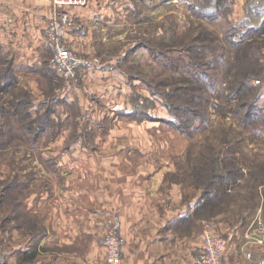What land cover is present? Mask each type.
Returning <instances> with one entry per match:
<instances>
[{"label": "rangeland", "instance_id": "1", "mask_svg": "<svg viewBox=\"0 0 264 264\" xmlns=\"http://www.w3.org/2000/svg\"><path fill=\"white\" fill-rule=\"evenodd\" d=\"M128 1L73 12L86 64L72 78L45 41L51 2L41 43L0 58V264H107L109 236L123 264L124 213L140 203L191 206L174 231L191 236V263L206 231L226 240L228 264L264 259L246 244L264 222L261 18L232 17V0Z\"/></svg>", "mask_w": 264, "mask_h": 264}, {"label": "crops", "instance_id": "2", "mask_svg": "<svg viewBox=\"0 0 264 264\" xmlns=\"http://www.w3.org/2000/svg\"><path fill=\"white\" fill-rule=\"evenodd\" d=\"M246 1L248 0H232L234 6L232 17L244 16L246 10L242 5ZM261 1L264 6V0ZM50 2V0H0V58L6 57L7 63L10 60L13 64L16 50L21 55L25 52L29 54L31 49H35V46L41 43L42 30L46 26L50 11ZM124 2L128 4L129 1L124 0ZM165 2L169 4V0ZM189 2L190 0H182L184 4L190 5ZM82 7H70L68 10L72 15ZM80 18L87 21L82 16ZM66 38L73 46H77L78 37L72 32H67ZM140 205L142 206L140 208L137 205L135 208L131 205L129 215L124 213L125 220L121 230L126 241L123 264H193L191 263V236L174 232L176 222L180 223L189 219L191 206H183L181 210L175 211L172 207L169 208V205L165 208L160 207L162 204L159 207L154 206L153 203H140ZM196 241L193 240V244L200 249L203 235ZM132 242L134 246L131 245ZM230 255V247L226 244L227 263Z\"/></svg>", "mask_w": 264, "mask_h": 264}, {"label": "built area", "instance_id": "3", "mask_svg": "<svg viewBox=\"0 0 264 264\" xmlns=\"http://www.w3.org/2000/svg\"><path fill=\"white\" fill-rule=\"evenodd\" d=\"M52 14L49 28L46 33V44L53 52V65L57 72L66 78L75 76L78 69L86 64V61L77 56L71 49V42L66 38L67 32H73L77 37L86 34L85 27L77 24L68 8L85 6L88 0H50ZM246 244L257 247L264 246V222L258 220L246 234ZM226 240L220 236L206 231L203 234V243L199 249L193 264H228L225 257ZM108 247L107 264H121L119 249L114 239L109 236L106 239ZM247 259H252L250 251L244 252ZM255 264H264V259H258Z\"/></svg>", "mask_w": 264, "mask_h": 264}, {"label": "trees", "instance_id": "4", "mask_svg": "<svg viewBox=\"0 0 264 264\" xmlns=\"http://www.w3.org/2000/svg\"><path fill=\"white\" fill-rule=\"evenodd\" d=\"M219 2H222L223 0H218ZM224 2V1H223ZM250 12H253L254 14H252V17H259L261 18V24L264 25V6H252V1L249 2L248 7L246 9V13L248 16H250ZM248 18V17H247ZM250 19V18H249ZM238 45H241L238 43ZM240 55L242 57H251V59H255L256 57H258L257 53L252 54L250 51H248V49L246 48H240ZM255 60H253V65L251 66V70H253L255 68ZM246 78H248V72L247 73H243L241 78L239 79V81L237 82V86H236V91L237 92H241L243 90H245L247 87V80ZM4 85H2L0 83V92L4 90ZM247 90V89H246ZM25 103H23L22 101L17 100L16 101V106L17 107H23ZM5 111V107L0 103V112H2L1 114H3V112ZM34 121H28L27 124L32 125Z\"/></svg>", "mask_w": 264, "mask_h": 264}]
</instances>
